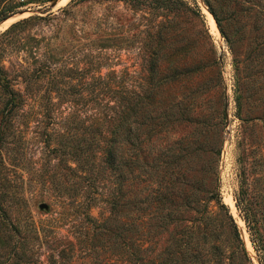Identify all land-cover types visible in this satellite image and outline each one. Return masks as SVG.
I'll return each instance as SVG.
<instances>
[{"label": "rangeland", "instance_id": "1", "mask_svg": "<svg viewBox=\"0 0 264 264\" xmlns=\"http://www.w3.org/2000/svg\"><path fill=\"white\" fill-rule=\"evenodd\" d=\"M2 15L0 67L14 89H25L26 75L35 77L41 93L51 73L57 77L75 67L77 76L96 51L106 63L102 73L107 63L137 75L153 59L164 75L195 62L193 71L158 89L162 107L178 116L161 128L160 158L182 154L186 172L218 190L246 254L259 264L233 195L242 191L264 219V0H0ZM35 136L29 126L21 136H7L13 147L6 170L24 198L33 196L11 208L15 220L6 226V240L15 242V253L0 250V264H48L50 246L57 243L65 247L66 263L102 264L113 247H85L73 237L70 222L49 229L59 205L40 196L46 193L38 176L46 170L45 152ZM90 213L99 219L107 209L97 200ZM226 226L219 233L225 255L231 248Z\"/></svg>", "mask_w": 264, "mask_h": 264}, {"label": "trees", "instance_id": "2", "mask_svg": "<svg viewBox=\"0 0 264 264\" xmlns=\"http://www.w3.org/2000/svg\"><path fill=\"white\" fill-rule=\"evenodd\" d=\"M152 52L156 50H144ZM102 59L96 51L77 76L75 67L57 77L51 73L41 93L35 77L26 75L21 80L25 89H14L0 67V250L14 256L16 244L6 240V226L15 220L11 208L33 196L23 197L4 165L13 147L7 136L15 131L21 136L29 126L45 152L46 170L38 176L46 193L40 196L59 205L49 229L70 222L73 237L85 247H113L102 264H253L218 190L187 173L182 154L160 158L161 128L178 116L162 107L158 89L193 71L195 62L159 75V65L150 59L142 64L145 74L131 75L109 63L102 73ZM233 198L258 262L264 264V219L242 191ZM97 200L107 209L99 219L90 213ZM222 225H227L231 244L227 255L219 237ZM58 245L50 246L48 264H71L65 247Z\"/></svg>", "mask_w": 264, "mask_h": 264}, {"label": "water", "instance_id": "3", "mask_svg": "<svg viewBox=\"0 0 264 264\" xmlns=\"http://www.w3.org/2000/svg\"><path fill=\"white\" fill-rule=\"evenodd\" d=\"M45 204H46V203H45V202H43V201H42V202H40V203H38V205H39L40 207H43V206H45Z\"/></svg>", "mask_w": 264, "mask_h": 264}, {"label": "bare ground", "instance_id": "4", "mask_svg": "<svg viewBox=\"0 0 264 264\" xmlns=\"http://www.w3.org/2000/svg\"><path fill=\"white\" fill-rule=\"evenodd\" d=\"M211 20V24H212V26H214V23H213V21H212V19H210ZM4 23V22H3ZM2 25V24H1ZM248 241V240H247Z\"/></svg>", "mask_w": 264, "mask_h": 264}]
</instances>
